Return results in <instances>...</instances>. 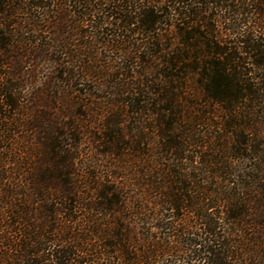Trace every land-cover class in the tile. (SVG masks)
Instances as JSON below:
<instances>
[{"label":"trees","instance_id":"obj_1","mask_svg":"<svg viewBox=\"0 0 264 264\" xmlns=\"http://www.w3.org/2000/svg\"><path fill=\"white\" fill-rule=\"evenodd\" d=\"M0 264H264V0H0Z\"/></svg>","mask_w":264,"mask_h":264},{"label":"rangeland","instance_id":"obj_2","mask_svg":"<svg viewBox=\"0 0 264 264\" xmlns=\"http://www.w3.org/2000/svg\"><path fill=\"white\" fill-rule=\"evenodd\" d=\"M111 27V26H110ZM133 29V27H132ZM171 31H174L173 28L171 29ZM136 39V37L134 38ZM137 39L140 40V37H138ZM138 41V40H137ZM140 42V41H139ZM138 42V43H139ZM98 48V47H97ZM97 53L101 54L99 55V58L102 61H109L110 58H112V55H109V53H105L104 50H102L101 48L97 49ZM24 73H25V77L23 79L24 85H25V91L23 96L25 98L30 97L31 95H33L34 92V87H39L41 85H43L44 80L46 79L45 74H37V78L35 81V83L33 81H30V79L28 78L27 73H29L26 68L24 69ZM33 82L31 85L30 83ZM102 95V93H101ZM113 100V98L108 99V101ZM63 112H59L58 114L62 115ZM79 113V112H78ZM85 113V112H84ZM97 113V112H96ZM86 115L83 114H79L80 116L78 117H74V118H69L67 117H62V122L63 124L67 125V124H72L73 121H81L83 123V125H86L88 127V134H86L85 136H83L81 138L82 142L81 145L79 147V151L81 152L80 155L82 156V158L84 159H88V158H93L91 161L94 162V160H100L102 161L101 165H105V162L108 163L107 161H110L109 157H104L101 156L100 153H103V151H106L107 147L101 145L100 142H97V140L99 139V137H101L99 129H102V125H104L106 122H109L111 120V118L113 119V115L112 113H103V112H99V115H92V110H86ZM134 120L133 118H129L126 119V124H124V130L128 133V137H126V141H128V145L126 146L127 149L129 147L128 151L123 152V154H125L126 156L120 160H117L116 162H114L112 159V163L113 165H115L118 170H116V173H119V176L122 178L120 180V183L123 184V186H126L129 191L128 193L131 194L133 192V194H137V118L135 116ZM77 139H79V136H76ZM125 145V144H124ZM124 147V146H123ZM95 148H97V153L95 151ZM132 149H135V151H131ZM94 153H96V155H94ZM82 158L81 161H82ZM109 162V163H111ZM105 172V169H103ZM90 172L93 175V173L95 172L96 174H98V171L96 172L95 170H93L92 168H90ZM115 173V172H114Z\"/></svg>","mask_w":264,"mask_h":264}]
</instances>
